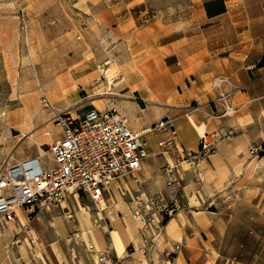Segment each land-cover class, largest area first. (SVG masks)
<instances>
[{"label":"crops","instance_id":"crops-1","mask_svg":"<svg viewBox=\"0 0 264 264\" xmlns=\"http://www.w3.org/2000/svg\"><path fill=\"white\" fill-rule=\"evenodd\" d=\"M222 1L226 12L212 18L203 7L202 25L193 35L157 44L160 37L170 36L155 32L158 36H153L154 45H146L150 52L139 47L143 37L133 35L130 48L135 51L127 54L128 59L142 54L147 57L150 53L146 58L148 63L142 68L135 63L124 68V78L114 90H109L107 80L102 81L95 88L97 95L102 93L100 99L89 103L90 107L99 109L107 105L115 107L139 134L148 129L143 118L153 107L158 120L174 121L180 142L188 151L199 150L203 134H217L220 140L216 152L197 169L184 171L179 184L168 186L165 175L161 178L156 170L159 159L155 156L161 155L164 166L170 161L168 156L162 157L158 147V142L166 137L160 134L157 155H150L143 162L142 184L137 185L131 179L119 180L105 194L104 201L96 204L100 212L107 210L102 213L104 222H92L90 212L83 208L85 197H70L62 209L55 207L50 212L21 210L16 221L0 226V264H79L66 246L75 238L94 245L98 255H108L107 264L116 261L118 264H165L168 254L175 255L174 264H194L203 256L207 247L200 237L206 230L196 226L197 216L202 213L196 211L225 188L252 158L248 152L250 147L264 149V0ZM217 79L226 82L214 89L212 83ZM135 94L147 105L146 109H140L139 103L132 100ZM227 108L232 110L226 113ZM140 120L144 126L138 125ZM200 128L204 129L203 134ZM149 136L145 135L147 144ZM198 173L202 174L201 180ZM132 183L154 193H142L139 197L160 195L167 203L182 206L163 225L162 231L155 226L143 227L133 218L132 210L127 215V207L119 204V197L125 194L124 187ZM72 210L76 216L74 222L63 215ZM22 232L21 236L37 237L40 246L34 249L28 243L12 245ZM146 238L154 241V245L143 256L139 250L145 247ZM86 252L89 264H93L97 255Z\"/></svg>","mask_w":264,"mask_h":264},{"label":"rangeland","instance_id":"rangeland-1","mask_svg":"<svg viewBox=\"0 0 264 264\" xmlns=\"http://www.w3.org/2000/svg\"><path fill=\"white\" fill-rule=\"evenodd\" d=\"M209 1L0 0V168L45 154L52 142L45 131H58L51 122L55 114L69 111L81 115L90 102L99 100L95 88L107 80L109 68H116V82L121 83L124 68L133 63L144 67L150 53L147 57L134 55L130 60L127 57L135 51L130 48L133 35L143 37L141 49L154 45L157 31L161 36H170L160 37L157 44L193 35L202 25L201 11ZM44 96L50 107L43 102ZM132 100L139 103L140 109H146L138 94ZM155 110L149 108L144 115L147 128L160 121ZM144 121L138 125L144 126ZM160 138L159 134L148 137V156L157 155ZM42 156L50 162L48 154ZM155 158L159 159L156 170L162 178L164 159L161 155ZM124 192L119 204L127 207V215L142 193L154 194L134 183L124 187ZM85 198L83 208L90 212L92 222H104L107 210L100 212L89 196ZM196 212H202L196 226L206 230L199 237L207 248L194 264H264V155L249 159L226 187ZM65 220L68 228L69 219ZM22 234L12 245L40 246L37 237ZM66 246L79 264H89L86 244L81 239L68 241Z\"/></svg>","mask_w":264,"mask_h":264},{"label":"built area","instance_id":"built-area-1","mask_svg":"<svg viewBox=\"0 0 264 264\" xmlns=\"http://www.w3.org/2000/svg\"><path fill=\"white\" fill-rule=\"evenodd\" d=\"M224 82L214 80L212 88H220ZM43 102L50 107L46 96ZM229 110L232 109L227 108L226 113ZM51 122L58 131L55 134L48 128L44 133L53 139L45 153L50 162L39 154L0 168V226L16 221L21 210H51L62 207L70 197L89 196L100 204L119 180L131 179L141 185L143 162L148 157L145 135H166L158 147L162 155L170 158L163 168L168 186L179 184L184 171L197 169L209 159L220 140L217 134H203L199 150L191 152L181 144L171 118H164L139 134L129 127L125 116L109 105L104 109L89 107L81 115L58 112ZM248 152L252 158L264 155V149L259 147L252 146ZM197 177L201 180L202 174ZM178 208L177 203H167L160 195L141 196L135 201L132 216L143 227L155 226L162 231V219L173 218ZM68 212L67 219L74 222L73 212ZM24 228L29 231L27 226ZM153 245L154 241L146 238L145 247L139 252L147 256ZM86 249L97 255L93 264L110 262L108 255H98L94 245L87 244ZM165 264H174L173 254H168Z\"/></svg>","mask_w":264,"mask_h":264},{"label":"trees","instance_id":"trees-1","mask_svg":"<svg viewBox=\"0 0 264 264\" xmlns=\"http://www.w3.org/2000/svg\"><path fill=\"white\" fill-rule=\"evenodd\" d=\"M204 7L206 9L208 17L210 18L221 15L226 12V7L222 0H213L206 2ZM168 220L169 219H167L165 223H167Z\"/></svg>","mask_w":264,"mask_h":264},{"label":"bare ground","instance_id":"bare-ground-1","mask_svg":"<svg viewBox=\"0 0 264 264\" xmlns=\"http://www.w3.org/2000/svg\"><path fill=\"white\" fill-rule=\"evenodd\" d=\"M116 77H117V70H116L115 67L109 68L106 71V77L105 78H107V83H108L109 90H112L113 87H116V86H118L120 84V83L116 82V80H117ZM100 94H102V93H99V95ZM102 97H104V96H102ZM199 131L201 132V134H203L204 129L200 128ZM102 206H105V204L103 203Z\"/></svg>","mask_w":264,"mask_h":264}]
</instances>
